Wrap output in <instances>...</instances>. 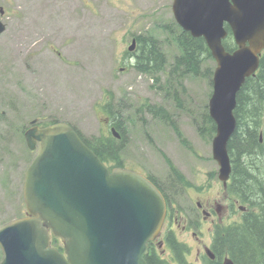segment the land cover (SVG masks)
<instances>
[{
  "label": "rangeland",
  "instance_id": "1",
  "mask_svg": "<svg viewBox=\"0 0 264 264\" xmlns=\"http://www.w3.org/2000/svg\"><path fill=\"white\" fill-rule=\"evenodd\" d=\"M172 4L173 0H0V19L6 24L0 33V224L26 211L23 179L33 151L25 130L30 122L67 121L84 137L108 135L114 125L102 106L106 100L120 111L127 129L121 149L127 167L152 175L186 215L196 206L194 198L223 197L222 182L212 174L219 170L212 139L204 138L197 124L213 91L210 79L186 77L180 107L126 55L135 35L174 19ZM166 36L161 33V38ZM171 44L169 62L176 51V43ZM208 64L216 65L211 60ZM166 79L163 75L160 85ZM146 101L166 107L170 119L153 115L145 106L140 110ZM168 159L187 181L210 188L186 189Z\"/></svg>",
  "mask_w": 264,
  "mask_h": 264
},
{
  "label": "water",
  "instance_id": "2",
  "mask_svg": "<svg viewBox=\"0 0 264 264\" xmlns=\"http://www.w3.org/2000/svg\"><path fill=\"white\" fill-rule=\"evenodd\" d=\"M172 9L183 29L204 37L216 61L209 113L217 126L213 157L226 184L237 95L264 50V0H174ZM227 26L233 51L223 42ZM5 27L0 20V32ZM25 138L34 150L24 174L28 214L0 224V264H149V242L167 212L160 188L135 169L108 167L69 122L33 125ZM223 264L235 262L227 256Z\"/></svg>",
  "mask_w": 264,
  "mask_h": 264
},
{
  "label": "trees",
  "instance_id": "3",
  "mask_svg": "<svg viewBox=\"0 0 264 264\" xmlns=\"http://www.w3.org/2000/svg\"><path fill=\"white\" fill-rule=\"evenodd\" d=\"M228 36L224 45L229 51L237 48L229 26ZM161 33H166L165 39ZM137 45L133 51L126 52L127 57L134 60L133 67L140 72L152 76L154 86L159 85L168 96H172L177 105L182 107L181 92L186 93L185 78L202 76L210 79L213 84L214 67L209 65L214 58L204 37H195L183 29L174 19L170 22H159L154 28L142 34L135 35ZM176 43L173 61L169 62L170 48ZM166 75L167 79L160 85V79ZM109 93L113 94L111 91ZM102 106L113 116V125L120 131V140L113 133L94 136L83 140L109 167L124 166L121 149L126 140V127L120 120V111H115L112 100H106ZM151 111L153 115L162 119H170V111L157 104L146 101L139 109ZM198 129L200 134L207 139H212L216 132V123L210 116L208 104L199 112ZM237 128L228 143L231 155L234 182L231 188L234 193L244 199V203L251 211L245 214L244 219L236 224L227 226L218 236L216 250L223 256L229 253L237 264H264V140L261 142V132L264 138V51L260 59L257 73L246 79L237 95L235 108ZM120 117V118H119ZM176 132L182 136L181 130L171 120ZM56 122L43 121L47 125ZM174 176L185 185L191 182L168 159ZM216 175V171L212 172ZM151 179L161 188L160 183L153 177ZM52 243L64 251V243L60 238L53 237ZM146 259L149 264H154L148 254ZM157 264H160L157 261ZM210 264H221L211 262Z\"/></svg>",
  "mask_w": 264,
  "mask_h": 264
},
{
  "label": "flooded vegetation",
  "instance_id": "4",
  "mask_svg": "<svg viewBox=\"0 0 264 264\" xmlns=\"http://www.w3.org/2000/svg\"><path fill=\"white\" fill-rule=\"evenodd\" d=\"M0 11L1 14L4 13L2 7ZM113 122L111 121V124ZM260 141L262 142V139ZM233 182L234 170L227 183L222 182L223 197L212 199L207 196L205 201L194 198L196 206L189 215L184 214L180 205H176L161 187L167 202V213L159 235L149 245V255L154 264H157V261L160 264H210L220 261L222 264L223 258L229 253L222 256L216 250L218 236L225 227L241 222L245 214L251 211L243 202L244 199L234 193L231 188ZM170 185L173 191L174 183ZM193 187L201 192L204 187V191L207 187L210 188L208 185Z\"/></svg>",
  "mask_w": 264,
  "mask_h": 264
}]
</instances>
